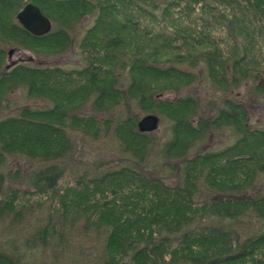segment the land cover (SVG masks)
Masks as SVG:
<instances>
[{
	"label": "trees",
	"instance_id": "16d2710c",
	"mask_svg": "<svg viewBox=\"0 0 264 264\" xmlns=\"http://www.w3.org/2000/svg\"><path fill=\"white\" fill-rule=\"evenodd\" d=\"M0 1L17 13L32 3L51 24L52 2L63 23L95 10L105 29L86 30L76 69L18 62L3 70L0 49V264H264V122L250 119L264 110V0ZM183 11L201 28L182 25L175 14ZM141 13L161 32L139 24ZM115 16L123 18L117 27ZM68 25L54 23L42 36L18 21L12 28L31 43L63 41L65 53ZM213 28L225 31L228 56L215 47ZM131 37L142 43L130 49ZM23 41L6 39L20 48ZM182 65L202 67L217 96L212 114L198 116L200 101L182 94L198 78ZM16 89L24 101L10 98ZM167 94L174 97L162 99ZM154 98L170 109L159 114L169 136L160 149L137 126L141 114L155 115ZM32 99L47 105L32 108ZM84 108L90 111L80 116ZM217 130H228L233 144L189 157ZM74 135L112 142L125 166L76 174L60 193V181L81 168ZM155 160L173 162L179 182L145 173Z\"/></svg>",
	"mask_w": 264,
	"mask_h": 264
},
{
	"label": "rangeland",
	"instance_id": "374dc122",
	"mask_svg": "<svg viewBox=\"0 0 264 264\" xmlns=\"http://www.w3.org/2000/svg\"><path fill=\"white\" fill-rule=\"evenodd\" d=\"M92 1V0H91ZM191 2L195 0H190ZM0 49L3 52V70L8 69L11 65H14L16 63H27L30 64L31 66H41V67H49V66H63L65 68H71V69H76L79 67L81 63L82 56L80 54V51H84L85 48L83 49L84 43L81 42L82 38L84 37V34L86 30L94 27L97 28V35L100 33H103V21L102 22H96V17L97 13H95L93 10L92 14H85L82 17H75L72 18L73 21L69 23H63V19L61 17L62 14L59 11V9L56 7V3L52 2V4L48 7H46L45 11L52 18V20H55V25L59 29H67L69 28L68 24L73 23L74 26L71 28L70 32L72 31V39L70 44H67L68 50H66L65 53H61L63 49H65L66 45L63 44V41H57L58 39H47V40H39L37 43H31V41H27L24 37L21 36L20 33L17 34L16 30H13L12 24L13 22L16 21V10L17 7L13 6L14 4H5V1H0ZM3 3V4H2ZM58 7H60V4H57ZM106 6V5H105ZM45 8V5H44ZM86 11V10H85ZM90 11V10H89ZM106 11V10H105ZM87 12V11H86ZM176 13V12H175ZM188 12L183 11L181 12V15L175 14V17H180L182 21L184 22L182 25H186L188 22L191 23L193 22L196 24L197 27L201 28L202 23L197 22V16L194 14L188 18L187 16ZM80 14V13H79ZM102 14V13H101ZM100 14V15H101ZM77 15V14H76ZM134 18V16H132ZM116 20V27L118 24L123 23V18H120L118 16H115ZM137 21H139V24L145 23V25H150L149 22V17L148 14L141 13L139 16H137ZM52 22V24H54ZM60 23H62L60 25ZM188 23V24H189ZM52 24H51V29H52ZM158 24V23H157ZM66 26V28L64 27ZM101 26V27H100ZM170 27L169 25H167ZM92 28V30L94 29ZM50 29V30H51ZM96 29V28H95ZM160 31L161 28L157 25H152L147 28L148 31ZM91 30V31H92ZM183 30V29H180ZM184 31V30H183ZM201 31V30H200ZM198 31V32H200ZM50 32V31H49ZM96 34V33H95ZM139 32L137 33V35ZM155 34V33H154ZM210 34L213 36V41L215 42V47L221 52V55L228 56V51H229V45L228 41L229 39L227 36H225V31L222 29H212L210 31ZM17 35V37L15 36ZM140 35V34H139ZM138 37V36H136ZM11 38H19L24 40L23 42H20L22 44H19L22 48L17 47L13 44H8L6 42V39H11ZM26 41V42H25ZM92 41H96L94 39H91V41L88 39L87 43L91 44ZM97 42V41H96ZM95 43V42H93ZM142 42L138 40L137 38L131 37L128 41L127 44L130 49H133L135 45L141 44ZM144 46L145 43H144ZM218 46V47H217ZM24 47V48H23ZM180 51V49H179ZM171 52V51H170ZM176 53L177 51H173ZM2 59V58H1ZM182 70H187L194 73L198 78L194 79L193 82H191L190 85H188L187 89L185 90V93L182 92L183 95H190L195 97L197 100L200 101V110H198V116L200 114V117L210 113L211 112V101L213 100L212 97H217L212 95V90L213 86L211 83L206 80L204 71L202 70V67H195V68H190L188 66L182 65L181 67ZM201 77V78H200ZM78 77H76L77 83H80ZM156 85H162L160 83H166L168 84L169 82H165L162 80H158L153 82ZM169 85V84H168ZM70 88V86H68ZM239 92H243L244 89L238 90ZM23 91L21 89H16L15 91L10 94V98L12 97L16 101H24L21 97L23 96ZM165 96V95H164ZM174 97V94H167L165 97L162 99H172ZM21 98V99H20ZM159 99V100H158ZM155 99L154 101L150 104V107L152 109L151 114H155V116H159V123L152 132H148L149 138L153 140L154 144L156 145L155 149H160V146L167 140L169 139V136L165 135V131H167V125L168 121L162 119L163 117L160 116L159 114H165L166 111L170 113V109H168L166 106H164L165 102L161 100V98ZM214 101V100H213ZM250 101V100H247ZM202 104V105H201ZM213 104V103H212ZM47 105L45 100L37 99V100H30L28 103V106L32 108H42ZM250 103L248 104V108H250ZM199 109V108H198ZM88 108H84L82 111H79V115H87L89 113ZM189 114V112L187 111ZM145 114H141L140 116H144ZM156 116V117H157ZM157 117V118H159ZM98 120H103L105 117L104 116H97L96 117ZM251 122L259 123L262 124L264 122V110L261 108L254 109L251 111L250 115ZM72 142L74 143V148H75V154L73 156V160L77 164H80L79 167L80 169H71V174L68 176H65L62 181H60L58 185V189L60 193H63L67 187H71L73 184V178L77 177L76 174L78 175L79 173H85V171H90L91 173H95L96 171L100 170H106L108 168L112 167H119V166H125L123 164L127 159V157L122 156V154L118 153V149L115 147L113 148L114 144L112 142H109L107 139H99L98 141L92 142L88 138H83L79 135H74L71 136ZM233 144L232 137L227 130H217L215 134L211 133L207 135L205 138V141L201 144H196L195 147L192 149L191 154L189 157H192L196 153H202V152H214V151H221L225 149L227 146H230ZM159 151V150H158ZM12 163L15 161L17 165L20 167L21 162H19L17 159L13 158L10 159ZM125 160V161H124ZM158 160H155L153 162V165L147 166L149 168L144 169L147 170V174H151L152 177L160 178L163 182H165L168 185H174L179 182L177 172L174 170V165L173 162H167V164H159ZM76 164V163H75ZM159 164V166H158ZM83 165V166H82ZM218 165H221L220 163ZM99 168H96V167ZM84 167V168H82ZM22 168V167H21ZM105 168V169H104ZM25 170V169H22ZM16 188L23 189L21 186H17L16 184L14 185ZM151 197L147 199L150 201ZM34 202L41 203L43 199L39 196H35L31 198ZM143 203H148V201H145V199H142ZM154 201V200H153Z\"/></svg>",
	"mask_w": 264,
	"mask_h": 264
},
{
	"label": "water",
	"instance_id": "95a60500",
	"mask_svg": "<svg viewBox=\"0 0 264 264\" xmlns=\"http://www.w3.org/2000/svg\"><path fill=\"white\" fill-rule=\"evenodd\" d=\"M16 19L23 29L35 36L45 35L51 29L49 19L32 3H27L17 13ZM158 123L159 118L155 115H146L139 120L137 126L141 132H152Z\"/></svg>",
	"mask_w": 264,
	"mask_h": 264
}]
</instances>
